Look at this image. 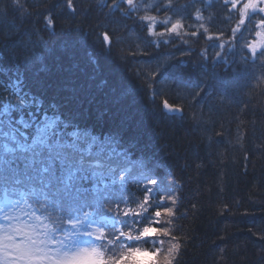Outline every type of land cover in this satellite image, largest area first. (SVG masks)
Listing matches in <instances>:
<instances>
[{"label":"trees","instance_id":"1","mask_svg":"<svg viewBox=\"0 0 264 264\" xmlns=\"http://www.w3.org/2000/svg\"><path fill=\"white\" fill-rule=\"evenodd\" d=\"M136 2L0 0V201L51 240L87 213L105 258L179 243L173 264H264V51L247 48L264 14L238 28L226 0ZM146 225L171 236L120 237Z\"/></svg>","mask_w":264,"mask_h":264},{"label":"snow or ice","instance_id":"2","mask_svg":"<svg viewBox=\"0 0 264 264\" xmlns=\"http://www.w3.org/2000/svg\"><path fill=\"white\" fill-rule=\"evenodd\" d=\"M232 7L240 9V24H245V21L249 18L250 14H264V0H244L242 6L236 4V0H230ZM123 4L126 6L127 10L132 12L139 11V5L136 0H123ZM168 5H171V0H169ZM69 10L75 11L74 6L71 5L69 0ZM138 18L143 20L148 26V32L150 34L156 35L155 24L156 17L153 15H139ZM48 23L54 26V22L49 18ZM167 23V21H165ZM182 27L180 20L171 24V27L167 29L170 33H177L178 29ZM203 28V25H201ZM256 28L259 29L255 32L257 37H261L258 41H253L247 44V48L251 55L255 56L257 52L264 51V16H261L256 23ZM207 31V29H204ZM235 31V30H234ZM164 33H159L163 35ZM191 35L196 36L198 33L192 32ZM109 40L111 37L105 33ZM224 45V44H223ZM225 46V45H224ZM182 112V108L169 106V112ZM149 183H155V181H150ZM171 203L175 204V198L170 199ZM148 207V197L142 205L137 206L136 209L127 208L125 209L123 215L140 216ZM138 209V210H137ZM166 214L171 217L173 215V209L170 207L164 208L163 213L160 210H156L153 215L156 218L155 222L158 224L160 222L159 218ZM170 222V221H169ZM18 234L23 236V239L16 243L11 236H4L0 238V259L4 260V264H126V262H131V264H141L142 259L138 257H151L156 264H161L158 259L161 255H164L162 251L149 250L147 248L141 247H128L125 251H122L118 257L115 258H105V254L99 247H74L65 246L62 241L57 242V246L52 248L49 247L51 243L50 239L45 238L40 233L36 232L34 229H23ZM164 236L170 237V230L167 228H158L152 225H146L140 229L135 235L131 231L120 232V237L126 238V240H142L149 237ZM104 233H98V239H103ZM119 238V237H118ZM175 240V237H172ZM13 249L14 259L8 260L9 249ZM180 249L179 243H172L165 251L167 255H164L163 264H173V254L177 253Z\"/></svg>","mask_w":264,"mask_h":264},{"label":"rangeland","instance_id":"3","mask_svg":"<svg viewBox=\"0 0 264 264\" xmlns=\"http://www.w3.org/2000/svg\"><path fill=\"white\" fill-rule=\"evenodd\" d=\"M226 1L230 2V0ZM243 2L244 0H236V4L238 6H242ZM236 9L239 11L240 16L239 7H237ZM251 15L252 14H250L249 17ZM239 26H241L240 23L238 25V28ZM167 35V33H164L163 35L157 34L156 38H164V36ZM152 36L154 35L152 34ZM260 39L261 37L256 36L255 39L252 40L250 43H252L253 41H258ZM0 143L3 144L5 148H10L6 136L3 135V130L1 127ZM68 225L69 227L65 231L63 236L59 237L56 240H51L47 233V226L45 225L43 219L35 212H33L26 203L20 200L12 201L9 199L0 201V238H3L4 236H11L16 243H19L23 239V236L18 234L20 231H22L23 229H34L36 232L40 233L45 238L51 240L49 247L52 248L56 247L57 242L59 241H62L65 246L72 245L74 247L80 248L96 246L95 241L100 227L96 222L92 221L89 218V215L87 213L77 216L76 218L71 220ZM152 238L153 237L146 238L147 242L150 241L149 243L151 244V246H153L155 243ZM147 249L152 250L153 252L155 250L159 251V249H157L156 247L154 249L148 247ZM8 251L9 256L7 257V259H14L15 257L12 254L14 250L10 248ZM138 259H142L141 264H156V262L151 259V257H138ZM0 264H4L3 259H0ZM126 264H131V262H126Z\"/></svg>","mask_w":264,"mask_h":264}]
</instances>
